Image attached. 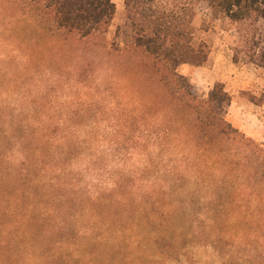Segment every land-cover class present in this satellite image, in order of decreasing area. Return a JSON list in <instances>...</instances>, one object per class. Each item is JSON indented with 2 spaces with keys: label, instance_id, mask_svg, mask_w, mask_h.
<instances>
[{
  "label": "trees",
  "instance_id": "trees-1",
  "mask_svg": "<svg viewBox=\"0 0 264 264\" xmlns=\"http://www.w3.org/2000/svg\"><path fill=\"white\" fill-rule=\"evenodd\" d=\"M17 1L23 14L27 10L37 19L49 20L51 31L100 41L116 12L112 0ZM198 1L123 0L124 20L116 27L109 48L126 56L128 64H135L145 87L153 85L162 96L157 98L155 93L154 101L140 90L141 102L135 105L127 95L125 105L130 108L124 112L123 121L124 127L133 132L104 139L112 145L115 168H96L103 157L93 151L97 144L95 135L88 134V123L64 124L52 118L14 122L12 117L5 118L3 140L9 146L0 141V183L21 180L28 188L17 187L8 197L0 195V264H74L80 256L75 255L78 239L89 237V232L102 222V213L112 217L128 214L129 225L119 223L117 231L110 223L102 222L103 232L96 234L94 242L111 244L106 234L116 231L111 236L124 251L121 264H144L151 250L162 253L161 248H172L170 244L180 237L173 234L177 224L170 220L164 224L162 215L155 214L156 202L148 203V198L157 194L170 203L175 195L190 197L191 189L180 184L184 178L191 180V185H200L204 198H212L219 188L229 196V204L238 200L240 193L247 195L243 207L248 213L228 219L235 232L212 235V239L219 248L225 241L235 249L232 253L223 250L219 264H264V142L248 139L227 120L232 96L221 83L213 84L206 95H198L189 76L181 71L184 66H203L208 61V43L197 39L193 26ZM208 1L215 12L233 22L249 18L251 12L264 16L258 6L264 5V0ZM233 62H239L236 53ZM246 63L264 67V53ZM6 108L1 106L0 111ZM155 109L158 113L154 118ZM39 110L28 109L26 114L37 115ZM83 128L89 131L76 135L77 129ZM14 132H21L20 136ZM155 132L157 135H152ZM162 135L164 142L169 135L179 139L193 135L194 147L215 145L218 150L192 151L167 161L162 153L149 157L148 148L162 145ZM131 160L134 166L121 165ZM3 161L8 165L6 171L1 170ZM147 161L162 162V170L154 169L156 164L147 167L145 163L142 167ZM161 173L162 181L155 180L160 177L155 174ZM108 197L115 201L110 202ZM75 202L85 206L75 208ZM111 205L112 213L102 209ZM235 205L240 209L237 202ZM80 215L85 220L83 226L77 223ZM122 232L130 234L127 242Z\"/></svg>",
  "mask_w": 264,
  "mask_h": 264
},
{
  "label": "rangeland",
  "instance_id": "rangeland-1",
  "mask_svg": "<svg viewBox=\"0 0 264 264\" xmlns=\"http://www.w3.org/2000/svg\"><path fill=\"white\" fill-rule=\"evenodd\" d=\"M112 1L115 3L116 12L104 40L100 41V38H80L75 34L51 31L49 20L37 19L27 10L23 14L24 10L17 0H0V107H7L5 111H0V141L5 146H9L3 140L2 131L5 128L2 123L6 117L10 119L12 117L14 122L15 120L21 122L23 119L25 121L26 118L46 121L52 118L62 123L66 121L88 123L90 131L84 128L77 129L76 135H85L86 131H89L90 135H95L97 145L93 151L103 157L96 168L102 171L116 167L117 163L111 157L112 145L104 139L108 135H130L129 132H133L132 129L124 127L123 121L124 112L130 108L125 105L127 95L132 97L135 105L141 102L140 90L148 99L152 98L154 101L155 93L160 99L162 95L153 85L150 86L151 88L145 87L147 85H144L138 67L135 64H128L126 56L110 50L109 43L116 27L124 20L123 0ZM258 6L264 10V5L258 4ZM193 26L197 39L208 43L210 55H215L218 51L230 53L229 49H232L233 54L236 53L239 59L238 63L245 64L250 58H258L264 53V16L256 12H251L250 17L245 20L233 22L221 12H215L208 0H200L195 5ZM211 63L210 60L205 65L209 66ZM255 66L259 68L258 72L262 78L258 94H261L259 99H263L264 67ZM192 68L193 66L190 65L184 66L181 71L189 76L198 95H206L213 84L212 78L204 79V74L200 70L197 78L199 75L201 80L194 82L190 76ZM20 107L24 111L14 110ZM33 108L41 109L39 110L41 113L26 114L28 109ZM139 112L140 109L137 114ZM154 112L155 118L158 112L156 109ZM20 133L14 132L19 136ZM156 133L152 135H157ZM168 137L169 139L164 142L163 135L159 136L162 145L155 144L152 148H148L149 157L162 153L161 156L167 161V159H176V155L188 154L192 151L202 153L218 150L215 145L203 149L194 147L193 135H183L181 139L177 135ZM251 140L259 143L257 140ZM29 146L32 147L31 144ZM145 163L147 167H155L156 164L157 168L154 169L162 170L160 167L163 163L160 161L157 163L147 161L142 167ZM121 165L132 167L134 162L131 160ZM6 166L8 165L3 161L1 170L6 171ZM155 176H160L155 180L162 181V173ZM180 184H185L191 189L190 197L175 195L170 203L157 194L148 198V203L156 202L158 212L151 211L162 215L161 220L164 224L168 220L177 224L173 234L180 237L175 244H170L172 248H161L162 253L151 250L147 255L148 261L144 264H219L224 257L223 250H231L232 253L235 249L229 248L225 241L221 243L222 248H219L212 235H228L230 232H235L229 225L228 219L238 217L239 213L241 216L248 213L243 207L247 203V195L242 193L241 196L240 193L238 200L229 204V196L222 194L220 188L218 192L214 191L215 196L213 195L212 198L210 196L204 198V189L200 185H191V180L188 178L182 179ZM17 187L28 188L21 180L0 183V195L8 197ZM108 199L110 202L115 201L110 197ZM130 200L133 207L134 200L133 198ZM236 202L240 209H237ZM83 206L85 205L82 202L73 203L75 208ZM113 208L114 206L111 205L102 209L112 213ZM161 208L162 211H159ZM148 209H151V206H148ZM100 210L98 209V213ZM126 215L128 214L112 217L102 213L99 214V220L110 223L113 229L120 231L117 227V225L121 226L119 223L124 226L129 225L130 218H126ZM203 219L206 220L204 224H202ZM88 220H92L91 215L88 216ZM3 221H6V216ZM84 221L82 215L78 216L79 225L83 226ZM211 221L212 225H209ZM102 222L89 232L88 238L78 239L75 255L77 257L80 254V256L74 264H121L124 251L118 241L111 236L112 233L118 232L110 231L106 234L107 240H112L111 244L94 242L96 241L94 238H97L96 234L101 235L103 232ZM122 233V239L127 242L130 234ZM171 233L172 231L170 236ZM206 234L211 235L210 238H207ZM152 252L153 259H150Z\"/></svg>",
  "mask_w": 264,
  "mask_h": 264
},
{
  "label": "crops",
  "instance_id": "crops-1",
  "mask_svg": "<svg viewBox=\"0 0 264 264\" xmlns=\"http://www.w3.org/2000/svg\"><path fill=\"white\" fill-rule=\"evenodd\" d=\"M229 51L209 54L211 65L193 67L190 76L194 82L201 80L197 74L202 70L204 79L212 78L211 83H221L232 96L226 113L227 120L246 137L264 142V96L259 99L261 94H258V89L262 80L259 68L249 63L233 62L232 49Z\"/></svg>",
  "mask_w": 264,
  "mask_h": 264
}]
</instances>
